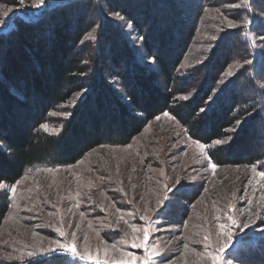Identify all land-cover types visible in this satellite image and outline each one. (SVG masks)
I'll return each instance as SVG.
<instances>
[{
  "label": "rangeland",
  "instance_id": "obj_1",
  "mask_svg": "<svg viewBox=\"0 0 264 264\" xmlns=\"http://www.w3.org/2000/svg\"><path fill=\"white\" fill-rule=\"evenodd\" d=\"M64 1L67 0H44L37 7L34 0H0V29L17 16H43ZM173 1L183 3L179 6L195 20L194 27L184 29L181 36L185 33L184 37L190 38L177 68L178 77L195 66H206L224 39L230 43V63L208 101L210 106L242 71L253 67L255 58H262L264 65V0H249L248 6L240 8L230 5L240 4L241 0ZM192 4L195 11L190 8ZM114 13L119 12L105 8L102 17L117 24L119 33L133 47L137 61L153 69L162 83L163 77L144 49L136 27L121 13ZM226 18L235 21L237 27L229 28ZM98 19L85 40H96L101 24ZM235 32L239 33L237 39ZM239 38L246 45L240 47ZM260 77L264 78V73ZM84 94L85 91L75 93L52 114L59 118L68 116ZM195 94V89H190L177 97L189 99ZM245 119V115L239 117L228 134L218 140H223V144L231 141L245 125ZM46 125L43 128L51 133L61 130L60 123ZM215 141H199L205 145L202 150L188 129L172 113L164 111L128 144H101L74 163L36 165L27 168L13 183L0 181L6 189L16 185L15 200L9 191L0 190L10 197L9 211L0 225V264H17L55 249L57 240L75 241L81 253L86 246L93 254L99 250L101 264L105 248L109 249V258H119V251L111 248L113 243L116 249L139 256L144 250L131 247V225L149 229L147 243L153 254L152 264H210L197 253L212 251L225 239L221 224L234 233L224 254L231 264H264V178L258 175L264 171V159L253 163L257 165L256 172L252 170L253 164H217L210 157V149L218 146ZM213 163L217 165L215 170ZM144 215L149 217L147 221L140 219ZM229 215L236 220L235 226L228 220ZM245 222L246 228L242 227ZM58 228L64 236L56 231ZM136 235L142 238L143 233ZM206 235L209 241L204 240ZM84 236L88 238L86 245ZM76 260V264H97L94 260Z\"/></svg>",
  "mask_w": 264,
  "mask_h": 264
},
{
  "label": "trees",
  "instance_id": "obj_2",
  "mask_svg": "<svg viewBox=\"0 0 264 264\" xmlns=\"http://www.w3.org/2000/svg\"><path fill=\"white\" fill-rule=\"evenodd\" d=\"M181 4L67 0L35 19L17 16L0 29V181L13 183L36 165L74 163L101 144H128L164 111L205 144L225 137L245 115V125L231 141L210 149V157L217 164H253L264 159L262 58H255L253 67L242 71L208 106L230 63V43L224 39L206 66H195L178 77L190 38L181 36L195 22ZM105 8L118 11L136 27L147 54L155 58L162 83L153 69L137 61L117 24L102 17ZM190 8L195 11V4ZM98 17L96 40H85ZM233 36L237 39L239 33ZM190 89L196 91L193 97H177ZM80 91L85 94L68 116L52 114ZM56 123L61 125L58 133L42 127ZM9 207L10 197L0 192V225ZM76 259L62 251H45L17 264H76Z\"/></svg>",
  "mask_w": 264,
  "mask_h": 264
},
{
  "label": "snow or ice",
  "instance_id": "obj_3",
  "mask_svg": "<svg viewBox=\"0 0 264 264\" xmlns=\"http://www.w3.org/2000/svg\"><path fill=\"white\" fill-rule=\"evenodd\" d=\"M20 3H23V0H20ZM35 6H40L42 4H44V0H34ZM249 5V0H241L240 4H232L230 5V7L232 8H240V7H246ZM114 15L119 16V13H114ZM227 19V18H226ZM245 24L248 23L247 20L244 21ZM227 26L229 28H236L237 24L235 21L231 20V19H227ZM90 39H94V37H89ZM141 39H143L141 37ZM153 60L155 59L154 57L152 58ZM246 64H250L251 61H245ZM231 74V73H229ZM187 97H185L186 99ZM164 115H169L168 113H164ZM157 119H159V117H157ZM239 123V121L237 122ZM42 127L47 128L48 126L42 125ZM217 145L223 144L224 141L223 140H216L214 142ZM198 146L203 150L205 145L200 144L199 141H197ZM3 147L2 142H0V148ZM262 167H264V164L261 165ZM211 167L213 168V170H215V168L217 167V165L215 163H213L211 165ZM252 170L253 172L257 171V165L253 164L252 166ZM40 169H37V171H39ZM53 169H48V171H52ZM31 171V169L29 170ZM258 175L261 178H264V171H260L258 173ZM18 183V182H17ZM0 190H4V191H9L11 194V197L13 200H15V196H16V185H12L10 188L6 189L5 185L3 182H0ZM261 199H264V196L261 197ZM159 203V202H158ZM229 207H233V206H229ZM121 219H123V217H121ZM140 219H143L145 221H147L149 219V217L147 215H144L142 217H140ZM228 220L231 221L232 225L235 226L236 225V220L229 215L228 216ZM111 227V226H109ZM242 227H248V224L245 222ZM131 229H132V240H131V247L134 249H143L144 252L142 255H136L130 251H124L123 249H116V244L113 243L111 245V248L113 250H117L120 253L119 258H109V249L105 248L104 249V259L102 264H152V259H153V254L151 251H149V245H148V240L150 237V232L149 229L147 227H144L142 229H137L135 225H131ZM220 229H221V234L225 237V239H223L219 245L217 247H215L214 250L212 251H207L205 253H197L201 259H205L207 258L210 261V264H231V261L227 260L225 257V252L226 249L229 248V240L233 239L234 237V233L231 231L230 228H226V225L221 224L220 225ZM56 231L60 232L61 236H64L65 233L60 230L59 228L56 229ZM142 231L143 235L142 238L137 236L136 233ZM87 236L83 237V240L85 242V245L87 244ZM205 241H209L210 237L209 236H205L204 237ZM128 241L125 240V244H127ZM56 244V248L55 249H48L47 251L50 252H55V251H62L64 253L70 254L72 257L75 258H79V259H87V260H94L97 262V264H101V257L99 255V250H97L96 254H93L88 247L86 246L84 249V252L81 253L78 248H77V244L75 241L69 242V243H62L61 241L57 240L55 241ZM187 247V246H185ZM208 247H212L211 244L208 245ZM9 259H11V257H8Z\"/></svg>",
  "mask_w": 264,
  "mask_h": 264
}]
</instances>
